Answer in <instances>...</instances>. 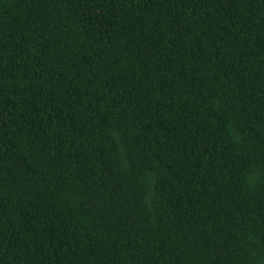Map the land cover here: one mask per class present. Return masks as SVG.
<instances>
[{"label":"trees","instance_id":"trees-1","mask_svg":"<svg viewBox=\"0 0 264 264\" xmlns=\"http://www.w3.org/2000/svg\"><path fill=\"white\" fill-rule=\"evenodd\" d=\"M0 264H264V0H0Z\"/></svg>","mask_w":264,"mask_h":264}]
</instances>
